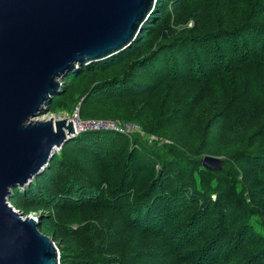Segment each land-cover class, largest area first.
Instances as JSON below:
<instances>
[{
  "label": "trees",
  "instance_id": "16d2710c",
  "mask_svg": "<svg viewBox=\"0 0 264 264\" xmlns=\"http://www.w3.org/2000/svg\"><path fill=\"white\" fill-rule=\"evenodd\" d=\"M63 81L61 102L80 101L70 115L133 123L170 142L160 132H175L192 152L173 142L158 157L157 141L136 134L69 139V167L46 170L36 201L54 209L44 232L64 247L60 264H147L146 238L165 264H264V0H156L132 45ZM205 155L222 158V169L204 168ZM58 196L68 199L62 208ZM109 210L138 231L140 248L127 252V239L116 246L119 237L100 233Z\"/></svg>",
  "mask_w": 264,
  "mask_h": 264
},
{
  "label": "water",
  "instance_id": "95a60500",
  "mask_svg": "<svg viewBox=\"0 0 264 264\" xmlns=\"http://www.w3.org/2000/svg\"><path fill=\"white\" fill-rule=\"evenodd\" d=\"M156 0H0V264H59L39 222L14 210L12 189L29 186L74 133L69 117L32 121L62 93L61 80L128 48ZM219 171L221 158L204 156Z\"/></svg>",
  "mask_w": 264,
  "mask_h": 264
},
{
  "label": "rangeland",
  "instance_id": "374dc122",
  "mask_svg": "<svg viewBox=\"0 0 264 264\" xmlns=\"http://www.w3.org/2000/svg\"><path fill=\"white\" fill-rule=\"evenodd\" d=\"M190 24H191V22L190 23L188 22L187 26L191 27ZM63 79H65V77ZM63 79L61 80V82L63 84L61 87L62 93L60 95L52 97L50 104L44 105V107H46L48 109L47 113L37 117L35 120L41 119L44 121V120L52 119V117H69L72 110L75 109V107L77 105H79L80 101L74 105L69 104L67 107H66V104L64 102H61L63 100L65 101V99H66V98H63V96H65L64 95L65 90L63 91V89H64L63 87H64L65 83H64ZM76 91H78V88L74 89L72 91V93H75ZM79 91H81V90H79ZM80 100H82V98H80ZM89 132H91V131H89ZM160 133H163L165 135V137L172 139V141L176 145V149H179L181 152H184V153H186V151L192 152V145L189 141V138H188V142H187V138L181 140V139H179V136L174 135L175 132L172 133V132H168L165 130H161ZM136 135L138 137L144 138L145 140H147L149 142H151L153 140L157 141V149L155 151L158 154V157H161L162 154L169 151L168 149L163 150L162 149L163 145H171L173 143L167 139H161L160 137L156 138L154 136L146 135L143 132L142 133H136ZM169 136H171V137H169ZM178 139H179V143H178ZM62 146L58 150L55 151L53 158L48 162V165H47L48 167L46 166L43 169V171H41V173L31 181V184L29 186H24L23 188L12 189V193H11L12 196L9 198V203L12 207H14V210L17 212L23 213V217L27 216V217H32L33 219H36V221L40 223L38 226L39 231L42 234H44L45 236H47L48 238H50L55 243L57 249L59 248L58 252L61 251V252H59V264H60L61 256L63 258L64 253L62 252V249H64V247L62 246V244L58 243L57 241H54L55 239L51 236V234L49 232H48V234H46L44 232V230L50 231L52 229L51 222L55 219L54 209H52V208L47 209V210L42 209L38 206L39 203H36V201L39 197L42 196V193H40V188L42 186L43 180L48 178L49 175L52 173V172L46 171V170L53 167V171H56L58 169L59 172H62L66 168V166L69 167V165H67V163L65 161V158H64L65 155L63 153L64 148H62ZM78 148H80V147L78 146ZM78 151H81V150H78ZM208 156H211V155H208ZM198 157L201 158V156H198ZM85 160L90 161V158L86 157L84 159H81L80 163L83 165ZM167 163H168V161H166V164ZM168 170H170V167H168ZM66 172H67L66 175H68L72 171H66ZM84 174L87 175L86 172ZM70 178L74 179L76 177H74L73 174H70ZM115 184H116V181H112V183H111L112 188L115 186ZM108 185L109 184L102 183L101 186H99V187H103L104 189H106L108 187ZM58 186L60 189L65 188V185L62 182H60ZM24 189H26V191ZM73 190H75V192L78 191L76 189H73ZM246 196H247V201H249V193L248 192H246ZM110 197H111V195L106 196L105 199L110 198ZM114 198H116L117 200L119 199L117 194L114 196ZM26 200H30L32 204L29 206L31 208H33V210L34 209H37V210H35V211L31 210V211L24 212V210L20 209L21 206H24V201H26ZM55 200L58 203H61V208H62L63 203H65L68 199L65 197L58 196V197H55ZM101 215H102V221L100 223L101 224V229H99L100 233H101V231H104L105 233L109 232L110 235L112 234L115 237L116 236L119 237L118 241H116V243H115L116 246H119L121 244L120 240L127 239L128 240L127 247L122 248L123 250H126L127 252H133V250L135 249L136 243L139 245V248H140V242L142 241L140 234L138 233L137 230H134L133 228H131L130 226H128L125 223L124 217L122 216L121 213H119L118 211L109 210L108 212H105L104 214H101ZM41 216H43L44 218L40 219ZM105 221L109 225H105ZM90 224H93V221ZM94 225L99 228L98 222ZM121 231H123V233L121 236H119ZM139 239H140V242H139ZM108 242L110 243V241H108ZM144 242L147 246L141 255L150 256V261L147 264H165L166 258L155 257L154 249L157 247V242L149 240L148 238H146ZM57 244H60V245L58 246ZM65 253L69 259H72L73 255L75 254V256H76L78 251L74 252L73 249L69 248L68 250H66ZM121 256H122L121 253L116 254V257H119L120 259H125ZM114 263L115 264H121V262L118 259Z\"/></svg>",
  "mask_w": 264,
  "mask_h": 264
},
{
  "label": "built area",
  "instance_id": "2783aa9c",
  "mask_svg": "<svg viewBox=\"0 0 264 264\" xmlns=\"http://www.w3.org/2000/svg\"><path fill=\"white\" fill-rule=\"evenodd\" d=\"M191 26V24H190ZM57 118V117H52ZM72 124L74 133L70 135L71 138L76 137L83 132H113L123 135H135L136 133H142L139 126L133 123H121L118 120L112 119H86L83 120L79 117L78 112L75 111L72 115L69 116ZM70 138V139H71ZM59 149V148H58ZM32 218V217H30ZM36 221V219H34ZM59 260V252H58Z\"/></svg>",
  "mask_w": 264,
  "mask_h": 264
},
{
  "label": "bare ground",
  "instance_id": "6f19581e",
  "mask_svg": "<svg viewBox=\"0 0 264 264\" xmlns=\"http://www.w3.org/2000/svg\"><path fill=\"white\" fill-rule=\"evenodd\" d=\"M90 64H92V63H90ZM36 118H37V117H36ZM36 118H34L32 121H43V120H41V119H40V120H35ZM104 132H105V131H104ZM56 150H58V148H57ZM56 150H55V151H56Z\"/></svg>",
  "mask_w": 264,
  "mask_h": 264
},
{
  "label": "clouds",
  "instance_id": "9594fccd",
  "mask_svg": "<svg viewBox=\"0 0 264 264\" xmlns=\"http://www.w3.org/2000/svg\"><path fill=\"white\" fill-rule=\"evenodd\" d=\"M33 219V218H32ZM37 222V221H36ZM55 244V243H54ZM56 246V245H55Z\"/></svg>",
  "mask_w": 264,
  "mask_h": 264
}]
</instances>
